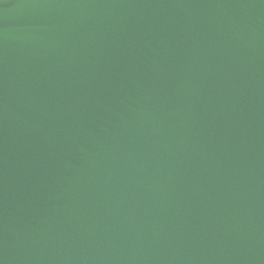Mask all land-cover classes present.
I'll list each match as a JSON object with an SVG mask.
<instances>
[{"label":"water","instance_id":"95a60500","mask_svg":"<svg viewBox=\"0 0 264 264\" xmlns=\"http://www.w3.org/2000/svg\"><path fill=\"white\" fill-rule=\"evenodd\" d=\"M0 264H264V0H0Z\"/></svg>","mask_w":264,"mask_h":264}]
</instances>
